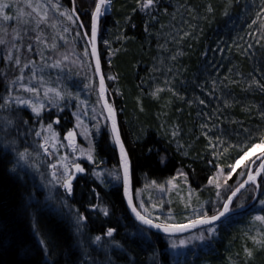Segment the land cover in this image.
<instances>
[{
  "label": "trees",
  "instance_id": "1",
  "mask_svg": "<svg viewBox=\"0 0 264 264\" xmlns=\"http://www.w3.org/2000/svg\"><path fill=\"white\" fill-rule=\"evenodd\" d=\"M5 2L12 5L5 11L7 15L13 17V20L4 22V26L10 30L16 26L15 17L17 15V8L24 11L23 8L25 7L20 2L17 4L12 0H5ZM52 2L56 3L57 0H52ZM59 3L62 5L61 11L72 8L71 0H59ZM113 4L116 9L115 17H111V11L101 22L100 55L103 70L107 78L108 67L106 62L108 56L103 49L104 42L107 41L111 46L115 44L118 47L116 50H120V55H124L126 59V64L124 65L115 66V62L113 61V65L110 68L113 69V66H115L116 72L121 76V82H117V88H120L122 92L121 97L127 101V104L123 105L117 99L113 105L118 113L124 144L132 160L135 184L137 185L138 177L142 173L149 175L153 181H159L177 175L178 177H183L184 175L178 174L180 173V169H182V173L186 174L188 180L186 184L190 186V189H194L195 191L203 189L211 193L210 198L216 199V204L222 206L225 202L224 197L226 193L220 194V191L223 189L227 192L230 188L236 187L240 183L239 174L241 181L243 180L242 171L239 174L236 171L231 177L228 176L227 184H224L221 190L215 184H209L208 181L219 170H228V166L234 164L236 159L243 155V151H247L248 148L264 137V110L255 116L241 120L240 125L229 120L230 129H227L223 133L220 131H223L224 127L223 130H218L221 134H224L222 141L224 143L225 154H227L218 165H210L206 161L205 155H207L208 146L202 144V141L198 140L195 135L187 133V131L194 125L192 118H190L194 104L197 100L201 101L202 97L205 99L204 103L206 104L217 103V101L215 102V98L221 96V91H223L224 101L230 100L234 104L235 102H240L243 104V107H247L249 110H253L260 103L264 104V95H259L260 89L262 90L260 85L263 84L244 71L245 65L248 68H253V64L255 65L256 62L264 66V59L252 54L253 51L250 49L256 38L259 36L264 37V14H261V19L256 24L252 23L253 19H256V14L261 11V0H176L169 7H166L162 0H158L155 6L147 11L139 10L137 0H129L128 2L114 0ZM75 5L80 20L83 21L84 27L90 33V14L95 7L94 0H75ZM27 10L29 11V9ZM225 11H227V15L224 14ZM244 11L247 12L245 16L246 20L241 23V17L245 14ZM49 16L51 18L50 23L55 24L56 27L41 25L44 37L50 31L56 30L57 33V25L67 21L65 18L60 17V13L55 9L49 12ZM156 20L161 22L158 24L159 29L155 33L161 34L162 38L157 40L161 44L158 46L160 49H156L155 56L162 58L173 57L176 62V69L180 75L179 80L188 84L191 81L194 83L192 85L194 90L189 96L180 89L178 92L172 90L169 92L170 95L172 94L184 102L182 109L179 107L171 109V120L167 117L168 112H164L165 109L162 110V107L156 105L155 108L152 107L151 110H147L151 113L155 111L158 114V122L151 116H148V113L144 114L137 111L135 105V100L141 95L142 88H144L143 80L149 78V75L138 73V67L142 65L144 58H152L154 56L153 53L151 54L149 39L146 37L152 31V28H148L151 25L149 23ZM72 26L73 29L70 28L65 34L78 54L79 61H77L75 68H83L86 71L84 75H79L75 69H71L70 65L62 64L59 69L46 67L45 63L51 65L58 57H56L54 50L50 56L42 52L41 48L45 49L42 43L37 44L34 40L26 38L23 42L25 47L19 50V55L23 61L31 59L36 62L37 73L44 77L48 86L53 88L59 87L61 90L79 94L78 100L73 97L67 102V105L61 102L60 107L63 109L62 112L50 105L52 106L50 110L47 111L46 108V111L42 115L43 118L50 116L51 122L55 120V117H60L62 125L56 126L55 123L53 124L61 139L64 120H66L65 117H72L73 111L78 105L80 106L82 99L84 97L87 100L93 98L97 104H99L100 100L97 87L98 81L94 74L90 46L86 36L83 35V30L77 24H73ZM63 29L61 28L62 32H64ZM77 32L81 33L80 36L76 35ZM35 34L34 32H29L28 36L31 37ZM123 38L131 41L127 43ZM171 40L173 44H170ZM27 43H33V50L31 52L27 50ZM125 44L127 45L123 47ZM164 45L166 48L163 49ZM85 48H87L89 53L87 56L84 55ZM2 52L3 46L0 47V72L7 64L3 59ZM244 52H247L249 57H245ZM41 54L44 55L45 62L41 61ZM241 55L245 58H242ZM208 63L209 67L207 70L206 66ZM211 65L221 66V68L225 69L224 76H222L228 79L229 84H226L227 86H212V84H216V82L212 83V80L217 75L211 74ZM30 68L31 66H29ZM29 69H25L26 76L30 75ZM40 69H43V71L41 72ZM253 70L257 69L253 68ZM226 71L236 72L239 81L228 78ZM6 72L9 79L14 78L15 74L19 75L18 71L12 68L6 69ZM127 75L130 77L126 80L124 76ZM57 77L60 79L57 80ZM164 77L166 86L169 83H176H174L175 76ZM234 82L237 83L233 84ZM33 84H36L35 80H33ZM109 86H112V82H109ZM5 89L6 84H4V80L0 75V97H2ZM20 93L23 92L20 91ZM206 94H208V97ZM251 94L253 95L251 96ZM182 110L184 113L187 112L185 113L186 115H183ZM29 115L33 117L31 113ZM167 120H169L167 127H172L175 124L174 121H176V124L180 126V130L184 134L175 135V137H169L164 134L162 128ZM123 121L126 123V126H124ZM208 121L210 120H204L198 125L197 130L199 133H207L204 130H207L209 126ZM211 123L215 129L217 125L214 121H211ZM217 124H219L218 127L223 126L218 122ZM154 127L158 130L157 135L152 134L150 131ZM164 128L166 129V127ZM254 129L256 131H253ZM249 132H253L254 134L250 135ZM246 133L249 135L242 140V136ZM96 134L97 136H95L93 143V163L90 166L87 164V166L95 167L98 170L102 169L103 175L108 180H111L108 175H105V172L109 170L114 172L117 169L118 172L116 174L120 175L121 170L117 149L111 139L109 124L104 123ZM38 139L41 138L38 137ZM202 148H205L207 152L203 151ZM193 156L195 158L191 159ZM34 159L37 161V157L33 155L25 166L30 167L31 165H35ZM31 161L34 162L32 163ZM8 164L13 165L14 160L8 161L0 155V264H83L85 252H87L93 261L106 264L108 258L103 254L100 246L98 248L92 242V238L96 235L103 236L108 228H115L117 230L113 237L115 241H121L123 247L128 252H135L134 249L136 248L133 249L132 246L127 245L129 244L127 232L129 230L141 232L142 226L137 223L138 226H135L133 219L130 218L120 185L114 184V186L108 188L106 200L101 196L100 199L104 201L102 207L98 204V200L95 199L94 192L97 189L94 188L92 182L86 181L85 183L84 180H81V182L78 180L72 193H67L66 195L70 200L69 208H61V210H65L66 215L58 221L50 216L46 217L40 214L34 201V197L38 192L32 187L28 188L25 186L15 175L9 174L7 171ZM38 164H41L40 160ZM135 187L139 189V187ZM250 187L254 190L253 194H251V190L248 191L247 204L253 200L256 190L255 186ZM217 193H219L220 199L216 197ZM260 200H264V183H261V192L258 194L256 202L250 208L242 210L240 218L234 220V224L238 223L243 217L246 220H244V223H246L254 214L264 215V206L260 205ZM95 205H99L100 208L106 207L109 214L105 216L99 210L93 211L92 208ZM137 207L143 214H147L153 220L161 223L181 224V221L184 220L181 218L168 222L162 213L156 216V213L151 212V208L146 203L143 204V208L137 203ZM48 208L51 211L54 210V208ZM77 209L87 217L81 231L78 232V226H75L76 234L86 236V241L83 244L80 243L78 235L73 234L74 239H71V226L74 225L70 221V217L77 215ZM144 209H147V213H144ZM210 212L211 210L207 208L206 213L210 215ZM33 214H40L37 222L40 233H33V230H30V224L34 218ZM129 221H132L131 225L128 224ZM74 224L76 225L77 223ZM215 227L217 229L214 235L218 238L210 239L211 244H213L211 250L222 253V241L231 235L224 233V226ZM144 229L145 238L150 235H156L154 234L155 232L153 233L147 228ZM205 230L203 228L196 232ZM145 238L142 240L144 243L145 241L147 242ZM108 239L105 237V245ZM230 240H232L231 237ZM41 241L44 243H41ZM149 241L146 246L148 248L154 247L155 244L152 243V240ZM231 243L235 244L234 241H231ZM45 244L47 247H45ZM75 244L77 246L81 244L80 248H77ZM113 247L111 251H114L116 248ZM187 254L194 262L188 259L175 261L172 259L168 249L163 253V261L167 264H198L203 259L205 251L194 254L191 250H187ZM119 257H123L125 263L129 264L130 259L128 256ZM140 258L141 255H137V258L134 259L135 263L139 264ZM219 258L220 256H218ZM117 263L119 262L117 261ZM226 263L225 259H221L216 264Z\"/></svg>",
  "mask_w": 264,
  "mask_h": 264
},
{
  "label": "bare ground",
  "instance_id": "2",
  "mask_svg": "<svg viewBox=\"0 0 264 264\" xmlns=\"http://www.w3.org/2000/svg\"><path fill=\"white\" fill-rule=\"evenodd\" d=\"M120 2H128L129 0H118ZM164 2V5L166 7H169L171 5H173L176 0H162ZM240 3V2H237ZM138 11V10H136ZM111 13V10L108 11V13H106L103 17L102 20L105 19V17ZM245 14H243V16L241 17V23L242 21H245L246 18V11H244ZM111 17H115L116 15V9L114 11H112V13L110 14ZM101 20V22H102ZM255 20V19H253ZM258 21V20H257ZM161 22V21H160ZM158 22V20H156L155 22H150L148 26V28H152L151 33H149L147 35L146 38L149 39V48L151 51V54L153 53V57L152 58H144L142 61V65L140 67H138V73L140 74H146L147 76L149 75V78L144 79V88H142V92L141 95L139 97H137V99L135 100V105H136V110L147 114L148 116H151L155 121L158 122L159 116L158 114L155 113V111L153 113L147 111V110H151V108H155V106H159L162 107V110H164V112H168L167 113V117L168 119H172L171 117V109L173 107H179L182 109L184 102L181 101L180 99L174 97L172 94L170 95V93H168V91H170L169 89H171L172 91H176L178 92L179 89L181 91H183V93L191 95L194 87L192 86L194 83L193 81H191L189 84L187 82H183L182 80L180 81V75L179 72L176 69V62L175 59L173 57H167V58H162V57H156L155 56V52L156 49H160L158 46L159 44H161V42L157 41L160 38H162L161 34H157L155 33L156 30L159 29L158 24L160 23ZM258 25V24H257ZM84 30H86V28L83 25ZM101 29V23H100V27L99 30ZM89 33V32H88ZM100 33L99 32V40H98V44H99V49L101 46L100 43ZM88 39L91 38V33H89L88 36H86ZM123 40L127 43H129L131 40L129 39H125L123 38ZM122 43V42H121ZM120 45V44H119ZM127 44L123 45L126 46ZM252 47L250 48L255 56H259L261 59H264V37L259 36L258 38H256V41L254 43H252L251 45ZM1 47V46H0ZM115 44H113V46H111L108 43L104 42V51L107 54V67H108V78L104 73V77L105 80L107 82L108 85V95L109 98L112 97L110 99L111 102H114L118 99V101H121V104H127V101L125 99H123V97H121L116 91V88L112 89V86H109V82L117 81L118 83L121 82V76L116 72V68L115 66L117 65H124L126 64V59L124 55H120V50H116ZM166 48L165 45L163 47V49ZM245 53V57H249V54L247 52ZM150 54V56H151ZM242 56V55H241ZM242 56V58H245ZM249 59V58H248ZM113 61L115 62V66H113V69L110 68L113 65ZM80 66V65H78ZM246 67H244V71L246 72V74H248L249 76H251L252 78L256 79L257 81H259L260 83H262L264 85V66L263 65H259L257 62L254 65L253 64V68L257 69V70H253V68L251 67H247V65H245ZM207 70L209 67V63L207 64ZM110 68V69H109ZM79 75H84L86 73V71L83 68H77L75 70ZM224 71L225 69L221 68V66H215V65H211V74H214L216 77L213 78L212 83L216 84H212V86H227L226 84H229L228 79H225L224 76ZM95 74V71H94ZM156 74H160V75H164V76H175L176 79L174 80L175 84H167L166 88L167 89L165 91H160L158 92L156 95H153V93H156V88H153L150 86V78L153 77ZM17 75V74H15ZM223 75V76H222ZM96 76V74H95ZM220 76V77H218ZM226 76L232 80H237L239 81V77L237 75L236 72L233 71H226ZM110 77H115V79H111ZM124 79H129V75L124 76ZM5 81V80H4ZM178 82V83H177ZM113 83V82H112ZM211 83V82H210ZM237 82H234L233 84H235ZM4 84H6V81L4 82ZM98 87V84H97ZM4 88V86H3ZM206 89H208L206 87ZM222 95L219 96L218 98H215V102L217 101V103H213V104H206L200 103V100H197L196 103L194 104L193 107V111L191 113L190 118H192V122H194V125L187 131V133H191L192 135H195V137L202 141V144L207 145L208 149L207 151L210 152L208 153L206 151L205 148H202L203 151L207 152V155H205V159L206 161L210 164V165H218L221 163V161L227 156V154H225V149H224V143L222 141V139H224V134H221L220 132H225L227 129H230V123L229 120L234 121L237 125L241 124V120H244L247 117L250 116H255L256 114L261 113L264 110V104L260 103L257 106H255V108L253 110H249L247 109V107H243L242 103H237L235 102V104L230 101H224V93L223 91ZM6 94V89L4 90V93L2 95V97ZM253 94H251L252 96ZM259 95H264V89H260L259 91ZM206 96L208 97V94H206ZM210 96V95H209ZM174 97V98H173ZM202 100L205 101V99L202 97ZM126 102V103H125ZM197 105V106H196ZM187 109V107H186ZM31 113L30 109H24V108H20L18 110H14L12 112V115L14 117H17V122H16V127L9 129L8 130V135L5 139H0V155H2L3 157H5L8 161L9 160H16V156H15V151H23L25 148L29 149V151L31 153L34 154L35 150H33L32 147V143H33V136L35 131H39L40 130V123L43 122V124L45 123H49L51 122L50 120V116L43 118V116L41 118H37L34 114L33 117L31 115H29V113ZM184 110V109H183ZM182 110L183 115H186L185 112ZM43 115V114H42ZM56 119V117H55ZM66 120H64V125H63V132H62V140H65V136L68 130L73 129L72 126V121L73 119L71 117H65ZM50 120V121H49ZM204 120H210L207 123L209 124V126L207 127V130H204V132L207 133H199L197 130V127L199 124H201ZM23 121H27V124L23 123ZM174 121V120H173ZM211 121H214L215 124L217 125V127L214 129L213 125L211 123ZM175 124H173L172 127H167V125H169V120L166 121V123H164V127H166V129L163 127L162 130L164 132V134L168 135L169 137H175L173 136V132H176L177 135H181L184 134L183 131L180 130V126H178L176 123V121H174ZM191 122V123H192ZM220 123L223 126L218 127ZM56 124V123H55ZM124 126H126V123L123 121ZM62 125V121L60 119V123L56 124V126H61ZM119 126L121 127V124L119 122ZM224 127V130H223ZM55 128V127H54ZM56 129V128H55ZM60 129V128H59ZM223 130V131H220ZM220 132H219V131ZM62 131V129H61ZM121 131V130H120ZM152 132V134L157 135L158 130L156 127L152 128L150 130ZM179 131V132H177ZM209 131V132H208ZM253 131H256L255 129ZM242 132V131H241ZM214 134V135H213ZM250 135H253V132H249ZM248 133L244 134L242 136V140L247 137V135H249ZM165 135V137H167ZM164 136V135H163ZM214 136V137H213ZM219 138V139H217ZM123 139V138H122ZM15 141V151H13V146L11 144L8 145V147H5V144L7 143V141ZM201 143V142H200ZM34 144V143H33ZM213 146H215V150L213 148ZM128 151V150H127ZM227 151V150H226ZM129 153V152H128ZM32 155V156H33ZM118 155V152H117ZM260 155V154H259ZM258 155V156H259ZM130 156V155H129ZM190 156V155H188ZM257 156V157H258ZM198 157V156H197ZM195 156H193L194 159ZM259 161L255 162L256 166ZM81 164H83L84 166V172L81 175H76L75 171L72 169L71 171V175L73 176L72 179V186L74 188L75 184L77 183L78 180H84L85 183L86 181H90L92 182L94 188H96L97 190H95L94 194H95V199L98 200V204L100 206L103 207L104 205V201H102L101 196L106 200V194L108 193V188L111 186H114V184L116 185H120L122 187L123 190V179L121 178L120 180H116V179H107L104 175H102L101 177H97L95 175V173H101L100 169L98 170L95 167H89L93 161L91 163L84 161L80 162ZM79 164V163H77ZM87 164H89V166H87ZM75 165V164H74ZM73 165V167H74ZM11 166L8 164V168L7 171L9 174L11 175H15L16 177L19 178V180L28 188L32 187L35 189V191L38 192V194L34 197V201L37 205V210L40 212V214L48 217L50 216L51 218L60 221V219L64 218L63 216L66 215L65 210H61V208H69V204H70V200L66 197L67 192L62 188L61 190H45L43 189L44 186V181L46 180L45 178L48 177V168L44 163H41L37 168L34 167H26L25 164H22L20 166V170H19V174L17 173H13L11 171H9V169L11 168ZM72 167V168H73ZM121 168V167H120ZM251 168V166H250ZM229 170V168H228ZM238 172L237 174H239L241 172V169H236L235 172ZM247 171L249 172L250 169H247ZM180 172H182L180 170ZM264 175V174H262ZM113 177V176H112ZM122 177V175H121ZM83 178V179H82ZM138 181H137V185L135 184V180L133 179V188H134V192H136L137 190H135V186L140 187L142 185V183H144V181H147V185L145 186V188H147L145 190V194L141 193L142 195H144L142 198L145 200H148L149 198L147 197V195L151 194L152 197L153 192H152V188L148 189V186H152L154 183L153 182H158V181H153L151 179V177H149V175L142 173V175H139L138 177ZM180 179H183V183L186 184L188 182L187 178L185 176L181 177ZM245 179V178H244ZM243 179V180H244ZM144 180V181H142ZM242 180V181H243ZM259 180L261 181V177L259 178ZM239 181H241V177L239 174ZM236 187H233L232 190H234ZM43 189V190H42ZM256 189V188H255ZM259 193L261 192V185H259ZM251 190L253 194V190L251 189V187H247L245 188L242 192H240V194H237L235 196V199L233 200V203L231 205V211L230 213L225 217L222 218L221 220L215 222L216 226H224V233L230 234L232 240H230V237H226V239L224 241H222L223 243L221 244L222 247V253H217L216 250H211L208 249L205 251L204 257L203 259L198 263L197 261H195L198 264H216L218 263L219 260L221 259H225L227 261L226 264H264V262H262L264 260V255L261 253H257L254 254L252 257H248L245 253V248L251 250V246L252 244H249L248 242L244 241L242 239V236L240 235L242 232V228L244 226H246V223H244L246 220L244 219V217L238 222L234 224V220L240 218L241 212H242V208L243 207H248L250 208L252 205H248L247 203H245L240 196L241 195H247L248 191ZM36 192V193H37ZM99 194L98 196L96 194ZM226 193V194H225ZM220 194H225L224 197V201H226L228 199V197L231 195V191H227L225 192L224 190L220 191ZM256 195V190L254 193V197ZM243 196V197H244ZM216 197L217 194H216ZM253 197V198H254ZM182 198V196L180 197ZM179 198V199H180ZM220 199V196L218 197ZM143 204H147V201H141ZM136 206L137 203L138 205H140L141 203L139 202V200L136 202ZM207 206L208 209L211 210V212L209 213L210 215L214 214L217 210L221 211L223 208V204L222 206H219L218 204H216V199H211L208 198L207 200ZM225 203V202H224ZM243 205V207H240V205ZM156 206L158 207V204H156ZM177 206L179 207L180 211H182V213H180L178 211V208L175 207L172 211L170 217L168 215V222L169 221H174L176 219H181L183 218L184 220L181 221V224L184 223H188L190 222V220H193L196 218L197 214L194 212V208H192L191 204H184L182 202V200H178L177 202ZM182 206V207H181ZM54 208L53 211L50 210V208ZM57 209V210H56ZM126 209L129 213V210L126 206ZM61 210V211H60ZM184 213V215H182ZM39 214V215H40ZM34 215V214H33ZM39 215H34V218L32 219V223L30 224V230H33V233H40V230L38 228V217ZM130 218L133 219V217L131 216V214L129 213ZM85 216V215H84ZM150 218V217H149ZM245 220V221H244ZM70 221H72L74 226H71V230H72V235H71V239L73 240V234H76V228L75 226H78L80 228V231L82 230V226H84L85 222H82L81 224H74L77 223L76 220V216H71L70 217ZM133 223L135 226H138L135 222V220L133 219ZM155 221V220H154ZM158 222V221H156ZM132 221H129L128 224L131 225ZM161 223V222H159ZM244 223V224H243ZM128 225V226H129ZM214 225H204L203 228L208 230L210 227H212ZM201 228V229H203ZM199 229V230H201ZM259 230H261L262 232H264L263 226L258 228ZM196 230V231H199ZM151 231V230H150ZM194 231V232H196ZM153 232V231H152ZM154 233V232H153ZM193 233V232H191ZM191 233L188 234H163V233H154L156 234L154 235H150L149 237L147 236L146 238L144 237V233L142 234L139 231H135V230H129L127 232V236H128V242L129 246H132L134 251L136 252H128L124 247L123 250L119 249V248H115V246L113 248H115L114 251L110 252H105L104 247L100 246V249L102 250L103 254L106 255V257L108 258L109 256L111 257L112 261H114L115 264H126L125 260L123 257H119V256H128L129 259H135L137 258V255H141V260L139 261V264H167L166 262L163 261V253L165 250L168 249V252L171 254V257L173 260L177 261V259L175 258V254H173V252L171 251V245H172V239H179V238H185L186 236L191 235ZM159 234V235H158ZM79 236V235H78ZM146 239L147 242H150L149 240H152V243L155 244L154 247L152 248H148L146 246L147 242L145 241V243L142 241L143 239ZM218 237H216V235L212 236V239H216ZM80 239V243L83 244V242L86 241V236L85 235H81L79 236ZM88 240V238H87ZM231 241H234L237 243L236 248L232 249V243ZM119 242L120 245L123 246V244L121 243V241H117ZM235 243V244H236ZM75 246L77 248H80L81 244H78V246L75 244ZM97 246V245H96ZM98 247V246H97ZM99 248V247H98ZM170 250V251H169ZM197 250V248H191V252L194 254H199L202 251ZM137 254V255H136ZM261 254V255H260ZM175 255V256H174ZM260 255V256H259ZM218 256H220V258L218 259ZM119 257V258H118ZM178 257V256H177ZM191 258V257H190ZM119 263H117V261ZM138 260V259H136ZM135 262V260H134ZM191 262H194V260L191 259ZM262 262V263H261ZM97 264H100L99 262H97ZM137 264V263H135Z\"/></svg>",
  "mask_w": 264,
  "mask_h": 264
},
{
  "label": "snow or ice",
  "instance_id": "3",
  "mask_svg": "<svg viewBox=\"0 0 264 264\" xmlns=\"http://www.w3.org/2000/svg\"><path fill=\"white\" fill-rule=\"evenodd\" d=\"M95 7L94 10L91 11L90 14V33L91 38L88 41V43H91L92 49L91 54L96 55V39L99 31V24L101 18L110 10L112 5V0H94ZM158 2V0H137V5L140 11H147L148 9L155 6V4ZM72 8L64 9L61 11L62 5L59 3V0H57L56 3H53L52 0H25V7L29 9V11H21L19 8H17V15L15 17L16 26L12 27L10 30L8 27L4 26V22L12 21L13 17L6 14V9H9L12 5L8 2H5V0H0V46H3V52L2 56L3 59L7 62L6 69L12 68L15 71H18L19 75H16L14 78L9 79L7 76V72L0 73V75H3L4 80L6 81V94L3 97H0V139H5L8 135V130L16 127L17 117H14L12 115V112L14 110H18L20 108L24 109H30L31 113L34 114L37 118H41L42 114L44 113L45 109L48 107V105L54 106L58 111H63V109L60 107L61 102H64L65 105H67V102L71 100L73 97L75 99H79V94H73L71 92H67L64 90H61L59 87L53 88L48 86V83L44 80V77L42 75H38L36 70V62L34 60H27L23 61L21 59V56L19 55V50L23 47H25V44L23 43L24 40L27 38L29 40H34L37 42V44L43 43L47 47L51 48L52 50H56L58 45L56 43V38L53 37V40L51 43L48 42V40L44 37L43 29L41 28V25H48L50 27L55 28L56 25L53 23H50V16L49 12L52 9H55L57 12L60 13V17L66 18V20L72 24H77V26L81 29H83V21L79 20V14L76 12V5L75 0H71ZM262 7L261 11L256 14V19L252 21L253 24L257 23V20L261 19V14H264V0H261ZM209 10L211 11V8L209 7ZM135 11V9H134ZM165 11H167L165 9ZM227 15V11L224 13ZM64 32L68 31V28L65 27L63 29ZM34 32L36 33L34 36L29 37L28 33ZM80 32H77L76 35L80 36ZM84 36H88L89 33L87 30H84L83 32ZM11 37V38H9ZM63 39V37H60ZM67 43V41H65ZM107 43V41L105 42ZM27 50L31 52L33 50V43H27L26 45ZM84 55H89L87 48H85ZM61 56L63 59H56L53 61L51 65H47L45 63L46 67L61 68L63 61L68 59V56L64 53H61ZM41 61L45 62V57L43 54H41ZM31 65V68L29 69V66ZM100 59L97 56L96 64H95V70L97 72L100 71ZM25 69L30 70V75H25ZM42 72L43 69H40ZM70 71V70H69ZM111 79H115V77H110ZM60 78L57 77V80ZM33 80L36 81V84H33ZM259 83V82H256ZM262 89H264V85H260ZM171 91V89H169ZM20 91L23 93H28L30 96L25 97L20 94ZM163 91V89H157L156 93H153V95H156L158 92ZM15 92V94H14ZM106 92L105 83H104V76L101 75L99 79V97H104V94ZM85 103L86 102H81ZM201 104L204 103L203 100L200 101ZM103 108L107 109V115L111 119V126H110V133H111V139L115 145L119 146V159L123 166V176L117 175L115 172H110L109 175H112L114 179L120 180L121 178L124 181V191L127 195V202L131 206V211L134 213L136 219H138L141 222L142 226H147L150 228H155L158 230H161L162 232L166 234H175V233H182L188 230L189 228H195L197 225H211L213 222L220 220L222 217H224L231 209L230 204L232 202V198L237 195V193L240 192L241 188L245 186V184H248L249 182H252L254 185H256L257 188H259V184H257V178L261 177V183H264V157H257L261 162L259 163V171H256L253 173L252 171L247 172V180L244 181L243 184H240L237 186L234 190L231 188L229 189L231 191V195L228 197L227 201L223 204V211L217 210L214 214L208 215L206 212L197 214L196 218L193 220H190L188 223L184 224H175V223H155L152 218H149L147 214H142L140 210H138L137 206L133 203V196L130 191V185H131V172H130V160L128 157V152L125 148L124 142L121 138V131L117 123L116 119V113L115 109L113 108L112 104L108 102L107 99H104L103 101ZM76 115L77 119V126H81V119L80 114H74ZM23 123L27 124V121H23ZM53 123L59 124L60 123V117L57 116L56 119L52 123H48L47 125H44L43 122L40 123V130L35 131L34 135L36 137H42L44 143L42 145H39V147H42L45 153H48V145L51 139H55L58 134L55 133L53 128ZM45 128L47 129L48 133L50 135H43ZM96 131H99V125L95 126ZM173 136L177 135L176 132L172 133ZM90 135L87 130H85V136L86 138ZM66 138L68 141H70L73 145L75 144L76 140V130L70 129L66 133ZM219 139V138H217ZM15 141H7L5 144V147H8L9 144L13 146V151H15ZM90 147L88 149V155L87 158L89 160H93L92 152L94 151V145L91 141H89ZM260 144H264V137L260 139ZM52 147H55V144H52ZM259 147V144H253L250 148H248L247 151H243V155H241L238 159H236L235 163L228 166V176L231 177L232 173L236 170V168L241 164V161H243L246 157L249 156V153L252 151V149ZM215 150V146H213ZM82 154L85 150L80 149ZM187 154V153H185ZM33 153L29 151V149L25 148L23 151H15L16 160L13 166L9 169V171L13 173L19 174L20 166L22 164H28V161L32 157ZM36 156H39V153L35 154ZM252 163H255V161H252ZM31 167L37 168L38 165H31ZM56 165L52 164L51 168L53 169L51 175L54 178L49 183H61L63 188L66 190L68 194H71L73 191L72 186V179L73 176L71 174L68 175L67 179L61 180L60 177H57V173L55 171ZM74 168L77 173H83L85 170L82 168L79 164H75ZM64 173H69L68 165H64L63 169ZM179 175H184L186 177L185 173H178ZM223 174V170H219L216 175L209 179V184H215L217 188L222 187L221 183L218 181V177ZM97 177H101L103 173H95ZM155 183V182H153ZM224 184H227V180L224 181ZM99 195L98 193L96 194ZM217 196L219 197V193H217ZM260 205L264 206V200L259 201ZM141 208H143V203L141 202L140 205ZM155 207V205H153ZM240 207H243L241 204ZM93 211L99 210L102 212L103 215L107 216L109 214L108 209L106 207L100 208L99 205H95L92 208ZM144 213H147V209L143 210ZM76 220L77 224H81L82 222H85L87 220V217L84 216L82 213L79 212V210H76ZM253 221H259L262 224H264V215H256L253 218ZM77 231H80V228H77ZM115 228H108L106 232L101 235H96L92 238V242L96 244L97 246L104 247L105 252H110L111 248L115 246L116 248H119L123 250V246L119 244V242L115 241L114 233H116ZM141 233H145V229L141 227L140 229ZM209 232L215 233V228H209ZM258 235L264 236V233H260L259 230H257ZM105 237L109 238L107 241V244L105 245ZM193 239H199L201 241L205 240V236L203 233H200L198 237H194ZM253 244L256 246H259L260 250H264V239H257L256 236L251 237ZM41 243H44L41 241ZM190 243L189 240L181 239L179 240V243L173 242L171 247L172 248H178L181 246H187ZM45 247L47 245L45 244ZM246 255L250 258L253 256V251L245 248ZM83 264H97V262L93 261L90 256H88L87 252H85V257ZM106 264H114V261H112L111 257L109 256ZM129 264H135L133 259L129 260Z\"/></svg>",
  "mask_w": 264,
  "mask_h": 264
},
{
  "label": "rangeland",
  "instance_id": "4",
  "mask_svg": "<svg viewBox=\"0 0 264 264\" xmlns=\"http://www.w3.org/2000/svg\"><path fill=\"white\" fill-rule=\"evenodd\" d=\"M15 4H17L18 2L22 3L25 7V0H12ZM112 0V5L110 10L113 11L115 9V6L113 4ZM24 11H28L25 8H23ZM173 18V17H172ZM66 19V18H65ZM73 24L66 21L63 22L61 24H58V32L56 33V30L54 31H50L48 33H46L45 38L48 40L49 43L52 42L53 37L56 38V43L58 45L57 49L54 50L55 51V55L56 57H58L57 59H63V57L61 56V53H64L65 55L68 56L67 60L63 61L64 65H70L71 69H75L76 63L77 61H79L78 58V54L77 51L75 50L73 44L70 43V41H68L65 32L61 31V28H65L67 27L68 30L71 28L73 29ZM71 32V31H70ZM68 34V33H67ZM63 37V39H61L60 37ZM65 41H67V43H65ZM170 44H173V41H170ZM43 46V43H42ZM171 47V46H170ZM44 50L41 48V51L44 52L46 55L50 56L53 53V50L49 47H47L44 44ZM37 50V49H36ZM20 52V51H19ZM76 54V56H75ZM7 63V62H6ZM31 66V65H30ZM6 71V67L3 68L1 70L0 73H4ZM8 75V73H7ZM10 75V73H9ZM1 77L3 78V75H1ZM12 78V76H11ZM4 80V78H3ZM5 82V81H4ZM112 86L114 88H116V92L121 96L122 92L120 90V88H117V81H112ZM150 86L156 89H163V91H165L166 88V81H165V77L164 75H160V74H156L154 75L152 78H150ZM168 91V89H167ZM171 91H168V93ZM21 95L28 97L30 96V94L28 93H20ZM212 97V94H211ZM111 99V97L109 98ZM81 102H86L85 103H80V106L78 105V107H76V109L73 111L72 113V119H73V123H72V128L76 130V140H75V144L73 145L70 141L67 140V138L65 139L66 141H63L59 135L55 138V139H51L50 138V142L48 145V153H45L42 147H39V145H42L44 143L42 137H40L41 139H38V137L34 136L33 138V143H32V147L33 150H35L34 154L39 153V156H35L37 157V161L35 160V165H40L39 160L41 161V163H44L47 166V174L48 177H46L45 181H44V186L43 189L45 190H61L63 188L62 184L57 182V183H49L50 181H52L54 178L52 177L51 173L53 171V169L51 168L52 164H55L57 167L55 169L56 173H57V177H60L61 180L67 179L68 175L71 174L72 171V167L74 164L80 163L83 160L87 161L89 163L92 162V160H89L87 158L88 155V149L90 147V143L89 141L92 142V144L94 143V138L95 136H97V131L95 126L99 125V130L101 129V127L103 126L104 123H107L108 125V121L106 118V115L104 113V109L102 108L101 102L99 100V104H97L95 102V99L90 98V99H86L85 97L82 99ZM113 104H115L114 102H112ZM52 106L48 105L47 107V111L50 110ZM46 111V109H45ZM80 114V119H81V126H77V119H76V115L74 114ZM52 123V122H50ZM48 124V123H47ZM46 124V125H47ZM53 128H54V124H53ZM85 130L88 131V133H90V135L86 138L85 136ZM55 133L58 134V131L54 128ZM43 135H50L47 131V129L45 128V131L43 133ZM52 144H55V147H52ZM255 144H259V147H256L254 149H252V151L249 153V156L246 157L243 161H241V164L236 168V169H241L242 171V178L244 179L247 176V169H250V166L252 164V161H255L257 159V156L259 154H262L264 152V144H260L259 142H256ZM80 149L85 150L84 153L82 154V152L80 151ZM94 154V151L92 152V156ZM32 163L34 161H31ZM38 162V163H37ZM67 164L68 168H69V173H64L63 169H64V165ZM120 164V163H119ZM182 170V169H180ZM100 172L102 173V169H100ZM111 172V170L106 171L105 175H108L112 180L114 179V177H112V175H109V173ZM114 172H118V170H114ZM228 170L223 171V174L220 175L217 179L219 181V183H221L222 187L224 186V181L227 180L228 178ZM233 173H236L235 171ZM232 173V174H233ZM118 174V173H117ZM121 175V173H120ZM181 177L175 176L172 178H168L166 180H159L158 182H155L152 186H148V189L152 188V192H153V197L151 194L147 195V197L149 198L148 200L143 199L142 197L144 195H142L141 193L145 194V190L147 188H145V186L147 185V181H144V183H142V185L139 187V189L135 192V201L137 202L139 200V202L141 203V201H147L148 202V206L151 208V212L156 213L155 215L158 216L161 213L164 215V217L166 218V220L168 219V215L172 213L173 209L175 207L178 208V211L180 213H182V211H180L179 207L177 206V202L178 200H182V202L184 204H191L192 208H194V211L196 212V214L199 213H203L207 211V200L208 198H210L211 193L206 192L205 190H197L195 191L194 189H190L187 184H184L182 181L183 179H180ZM222 187H220L219 189L221 190ZM64 189V188H63ZM65 190V189H64ZM223 190V189H222ZM66 191V190H65ZM182 196V198H180ZM241 195L240 198L246 203L249 197V193L247 195ZM180 198V199H179ZM156 204H158V207L156 206ZM141 205V204H140ZM153 205H155V207H153ZM182 207V206H181ZM165 209V211H164ZM208 214V213H207ZM184 215V213L182 214ZM258 214H254L251 219L249 221H247L246 226L244 228H242V232H241V236L242 239L246 242H248L249 244H252L251 246V250L253 251L254 254L257 253H261L264 255V250H260L259 246H256L253 244V241L251 239V237L256 236L257 239H264V236L258 235L257 230H259L258 228L261 226H263L264 229V224H262L259 221H253V217L256 216ZM171 215H169L170 217ZM161 218V217H158ZM216 225L210 227V228H215L217 229V227H215ZM260 233H264L261 230H259ZM200 233H203L205 236V240L201 241L199 239H193L194 237H198ZM249 233H251L250 235H248ZM215 233L209 232L208 230L205 231H200V232H193L191 233V235L186 236L185 238H179V239H172V243H179V240L184 239V240H189L190 243L187 246H181L178 248H171L173 254L177 255L175 256V258L177 259V261H183L185 259H188L189 261H191V258L188 257L189 255L187 254V250H191V248H197V250H202V251H206L208 249H211V247H213V244H211V240L212 236ZM236 243V242H235ZM235 245H232V249H235ZM199 251V252H200ZM253 254V255H254ZM260 254V255H261ZM259 255V256H260Z\"/></svg>",
  "mask_w": 264,
  "mask_h": 264
},
{
  "label": "water",
  "instance_id": "5",
  "mask_svg": "<svg viewBox=\"0 0 264 264\" xmlns=\"http://www.w3.org/2000/svg\"><path fill=\"white\" fill-rule=\"evenodd\" d=\"M107 13H108V12H107ZM79 20H80V18H79ZM101 20H102V18H101ZM101 20H100V23H101ZM99 27H100V24H99ZM82 30H83V32H84V28H83ZM99 32H100V30L98 31L97 39H96V42H95V43H96V55H92V54H91L92 62H93V67H94V71H95L96 78H97V81H98V94H99V79H100V76H101V75L104 76V73H103V63H102V60H101L100 49H99V44H98V40H99ZM86 39H87V41L90 40V39H88L87 37H86ZM88 44H89V46H90V52H91L92 45H91V43H88ZM97 56H98L99 59H100V65H101V67H100V71H99V72H97V71L95 70V64H96ZM104 83H105L106 92H105V94H104V97H99V98H100L101 105H102V108H103V101H104V99H107L108 102H109L110 104H112V102H111L110 99H109V95H108V85H107V82H106V80H105V77H104ZM112 106H113V105H112ZM113 108H114V107H113ZM103 109H104V113H105V115H106V118H107V121H108V124H109V127H110V126H111V119H110V117H108V115H107V109H106V108H103ZM115 113H116V111H115ZM116 119H117V123H118V126H119V119H118V115H117V113H116ZM119 128H120V126H119ZM121 138H122V135H121ZM65 139H66V136H65ZM122 140H123V139H122ZM123 142H124V141H123ZM124 145H125V144H124ZM115 147H116V149H117L118 157H119V146H118V145H115ZM125 148H126V146H125ZM126 150H127V148H126ZM127 152H128V151H127ZM128 157H129L130 165H131V168H130V172H131V185H130V191H131V194H132V196H133V203L136 205V203H135V192H134V188H133V184H132V182H133V166H132V160H131V158H130V156H129V153H128ZM258 157H264V152H263L262 154H260ZM256 161H259V159H256L255 162H256ZM260 162H261V161H260ZM260 162H259V163H260ZM119 163H120V167H121V171H122V176H123V166H122V163L120 162V159H119ZM79 165H80L82 168H84L83 164L79 163ZM254 165H255V163H252V164H251V168H250V171H252L253 173H255L256 171H259V167H258L259 164L255 167V169H254ZM84 169H85V168H84ZM73 170L75 171V174H76V175H81V174H83V173H77L74 167H73ZM259 178H260V177L257 178V184H259ZM245 180H247V176H246L245 179H244L242 182H240L237 186H239L240 184H243ZM72 182H73V181H72ZM123 183H124V181H123ZM252 184H253L252 182H249L248 184H245V186H244L243 188H241L240 192H242L245 188L251 186ZM237 186H236V187H237ZM124 188H125V186L123 185V195H124L125 203H126V206H127L128 210H129V213L131 214V216L133 217V219L135 220V222H136L137 224H139L140 226H142V225H141V222H140L138 219H136L134 213L131 211V206H130V205L128 204V202H127V195L125 194ZM259 190H260V189L257 188V193H256V195H255L253 201H252L251 204H249V205H252V204L257 200ZM240 192L237 193V194H240ZM234 199H235V197L232 198V202H231V204H230V206H229L230 209H231V205H232ZM226 201H227V200H226ZM226 201H225V202H226ZM137 208H138V207H137ZM246 208H248V207H246ZM246 208H244V209H246ZM138 210H139V209H138ZM221 211H223V208H222ZM230 211H231V210H230ZM230 211H229L224 217H222V218H225V217L230 213ZM142 214H143V213H142ZM222 218H221V219H222ZM221 219H220V220H221ZM218 221H219V220H218ZM154 222H155V223H159V222H156V221H154ZM215 222H217V221H215ZM215 222H213L212 225H215ZM203 226H204V225H197L195 228H189V229L186 230L185 232L178 233V234H188V233H191V232H194V231H196V230H199V229L203 228ZM142 227L149 229L147 226H142ZM149 230H151V231H153V232H155V233L158 232V233L166 234V233L162 232L161 230H158V229H155V228H150ZM168 235H169V234H168Z\"/></svg>",
  "mask_w": 264,
  "mask_h": 264
}]
</instances>
